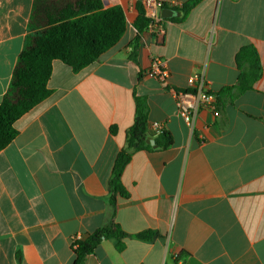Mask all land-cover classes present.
<instances>
[{
    "label": "crops",
    "instance_id": "0c3cea01",
    "mask_svg": "<svg viewBox=\"0 0 264 264\" xmlns=\"http://www.w3.org/2000/svg\"><path fill=\"white\" fill-rule=\"evenodd\" d=\"M100 1L124 10V35L79 72L53 61L51 95L15 122L0 152V264H74V240L111 223L128 234L122 249L104 239L85 264H264V0H197L187 12L193 0H173L162 42L135 27L142 0ZM33 2L0 0V103ZM246 46L261 76L223 94ZM156 57L166 84L146 75ZM194 75L222 95L219 113L200 109L191 128L172 90H191ZM137 98L147 101L151 138L160 124L173 144L133 155L122 175L129 196L113 208L109 182ZM146 232L153 238L137 237Z\"/></svg>",
    "mask_w": 264,
    "mask_h": 264
},
{
    "label": "trees",
    "instance_id": "16d2710c",
    "mask_svg": "<svg viewBox=\"0 0 264 264\" xmlns=\"http://www.w3.org/2000/svg\"><path fill=\"white\" fill-rule=\"evenodd\" d=\"M197 0L184 5L187 12ZM139 16L135 27L147 29L149 20L143 6L138 7ZM127 19L120 6L105 8L100 0H34L28 23V34L22 52L18 56L9 88L0 103V152L17 136L15 122L33 107L47 99L52 90L53 61L60 60L74 72L97 61L107 50L115 46L126 31ZM241 70L238 82L224 93L236 91V95L251 90L261 76V63L253 47H243L237 55ZM220 101V95L216 94ZM149 107L146 99L137 98L133 125L126 134V144L118 154L112 178L109 182L110 204L115 208L117 197L129 196L122 183V175L133 155L141 150H153L146 143L153 136L149 131ZM157 149H166L173 144L170 134L159 132ZM128 236L117 224L111 223L73 242L74 264H85L88 255L94 253L104 239H116L122 249V240ZM154 234H138L143 240Z\"/></svg>",
    "mask_w": 264,
    "mask_h": 264
},
{
    "label": "built area",
    "instance_id": "2783aa9c",
    "mask_svg": "<svg viewBox=\"0 0 264 264\" xmlns=\"http://www.w3.org/2000/svg\"><path fill=\"white\" fill-rule=\"evenodd\" d=\"M177 5L173 0H142V6L146 18L149 20L147 30L154 33L160 42L164 41L166 36L165 22L162 15L163 7L167 4ZM146 75L162 82L167 83L169 70L166 62L158 57L154 58L152 65ZM188 85L191 90L176 91L172 90L176 99L178 115L193 128L195 117L200 109H208L218 114L217 95L210 90L209 83L204 75H194L189 77ZM158 132L163 131L160 124L155 125ZM178 253L175 259H178Z\"/></svg>",
    "mask_w": 264,
    "mask_h": 264
},
{
    "label": "water",
    "instance_id": "95a60500",
    "mask_svg": "<svg viewBox=\"0 0 264 264\" xmlns=\"http://www.w3.org/2000/svg\"><path fill=\"white\" fill-rule=\"evenodd\" d=\"M170 12H172L170 9H164L162 15H163L165 18H167V17H169V13H170ZM146 143H148V144H150V145H152V146L155 145V141H154V139L151 138V137H148V138L146 139Z\"/></svg>",
    "mask_w": 264,
    "mask_h": 264
}]
</instances>
